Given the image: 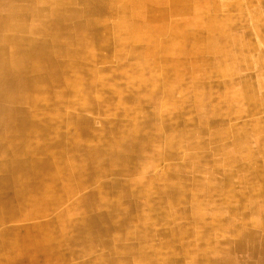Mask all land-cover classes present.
Returning a JSON list of instances; mask_svg holds the SVG:
<instances>
[{"label":"rangeland","instance_id":"obj_1","mask_svg":"<svg viewBox=\"0 0 264 264\" xmlns=\"http://www.w3.org/2000/svg\"><path fill=\"white\" fill-rule=\"evenodd\" d=\"M236 1L239 0H215L214 2L213 0H202L204 9L201 12L203 13L204 11V13H200L198 17L212 16L215 20L226 22L227 30L223 36L218 37V39L209 36L202 28L201 24H197V27L191 25L195 19L194 17H189L192 22L188 23H186L188 20H185L187 17L181 19L182 27L180 31L178 30L179 38L176 40L173 47L174 49L172 50V52L181 51V55L179 56L180 62L176 66L175 64L168 63L164 72V75L167 77L165 89L169 91L171 86H176L175 94L173 95L172 93L173 88L169 93V98L171 99L170 104L176 105L174 112H172L173 106L168 107L167 105L164 107V105H162L164 102L161 101V97H158V102H154V104L152 100L146 99L149 101V104H147V106H142V102L145 101H142L139 96L142 95V91H145L144 94L150 97L157 94L142 89L139 90L137 94V101L124 105L125 110L128 111V113L124 112V115L122 110L118 112L111 106L112 102L102 104L104 111L100 114L94 112L82 113L95 121L92 125V131L98 132V134L96 135L97 138L91 139L92 142L97 140H112L109 132L104 133L108 128L105 127L106 130L103 132L101 131L102 129H100L101 124H105L104 122L106 121H104L103 118L113 122L117 120V123L121 122L120 124L129 125L131 127L129 130L127 128L115 129L118 131L117 141L122 143L129 141V133L133 131L134 127L130 122L134 124L135 118L141 119V123L143 124L139 126L140 136L144 134L146 136L143 137L141 149L136 155L137 159L136 161H131V166H137L138 170H143L145 167L144 170H146L145 172H147V174H143L142 177L151 180V186L159 188L164 186V180L162 179L164 167L170 166L173 175L177 172L174 170L176 169V165H178L177 163H179V165L182 164V179L178 181L177 178H171V180H173L172 184H176V182L179 185L183 184L181 187H186L187 190H185V196L180 206L178 205L176 208H170L169 199H162L157 193H150V208H140L130 211V213H132V218L128 220L127 223L120 224L116 228L110 229L107 235L101 238L102 243L107 244L106 247L100 245L89 255H78L72 258L68 257L62 264H112L109 261H107V263L104 259L110 261L123 259V246H127L129 250L133 252L128 253V256L124 258L131 264H135L137 260L135 259L137 255L134 253L137 246L145 247L148 258L154 261L162 259L165 253H169L173 255H171L173 258L175 256V259H177L180 264H198L200 261V252L197 242L201 240H197V237H200L203 233L212 235V237L216 239V243L213 246H216L218 242H223L226 238L231 239L230 232L228 233L225 229V222H232L233 219L240 220L239 218L241 215H237V212L232 213L228 211L225 204L228 200L235 205L239 204L235 206L237 208H240L242 202L248 205L249 200L244 201V199L249 197L248 199L255 200L253 194H257V191L248 193L249 196L245 194V198H241L240 200L239 197L244 195L243 191H245V187L252 188L253 191L258 185L254 184L255 181H251L254 177L250 176L247 168L245 172L241 174L236 171V164L225 165L223 154L218 150L221 143L217 137L212 134L216 135V132L218 134L229 132L224 142L231 149V157L243 159L246 153L252 151L258 160L255 162L256 166H254L264 169V146H258L255 136V133L259 132L258 129L264 130V85L260 84V77L264 75V23L260 22V20L264 22V5H260L259 0H247L249 5L246 6L244 4L245 2L240 0L242 5L239 6L235 5ZM107 3L109 4V1ZM162 4L163 2L159 5L161 8L163 7ZM213 6L217 7L216 11L213 9ZM77 8H79V6H77ZM161 8L159 7V9ZM187 16H189V14ZM176 18L177 20L180 19V17L176 16L172 17L171 21L176 20ZM103 19H105V24L108 27L114 26V19L111 15H103ZM174 33L176 34V31ZM234 37L238 40V42H235L238 43L239 46L235 49L229 44L230 40ZM112 38L117 37L112 36ZM102 40H105V38ZM218 41L224 51L230 52L229 55H224L222 52L215 51V49L210 47L211 42ZM142 45L144 44H135V46L140 47ZM109 46H115L112 39L109 40L107 47ZM142 50V48L139 49L141 52ZM260 50H263V52H260ZM115 51L116 49L112 47L107 49L104 47L102 49L97 48L94 50V54H96L95 60H93V62L82 63L84 68L89 71V75L98 76V82H101L99 77L108 78V80H106V92L125 90L132 84L129 79L120 76L122 72L124 74L128 69H123L121 65L116 64L117 53H115ZM260 59H262L261 62ZM219 61L221 62L219 63ZM130 64H133V61H131ZM177 68L180 71H178V74L176 71ZM142 71L147 73V71ZM136 73L141 74L142 72L138 69ZM155 74H159V71L156 70ZM109 75H116L119 77L110 80L111 78ZM127 75H129L128 72ZM177 76H179V78L176 79ZM244 87L249 88V91L248 89L246 90L251 100L246 101L242 98ZM94 89L95 92L96 90L97 92L104 91L103 89L101 90V87H96ZM93 95L97 97L96 93H93ZM93 95L92 97L96 98ZM68 98H70L69 100L73 99L72 97H67L65 100ZM138 106L141 107L137 108ZM60 107L64 108V104L60 105ZM151 112L154 113V116L149 114ZM168 112L172 114V117L169 118L166 123L175 127L168 135L172 136V139H176L178 136L185 138L182 140L186 143L182 142L183 147L180 151L175 150L179 154H177L178 157L188 155V158L185 162L182 161V163H180V159L177 157L175 159L174 157V159L165 160V162L163 161L161 164L162 160L156 156V152L164 146L162 137L166 135L168 130L166 128L164 134L161 128L156 125L158 121L157 113L164 118L168 115L166 114ZM177 116L180 117L179 121ZM150 123H155V126L152 127V131L147 130ZM58 131L62 135L72 132L64 126H60ZM233 133L243 135L245 141V143H241L242 145L240 146L244 148L234 152L232 150ZM160 138H162V140H160ZM179 139L180 138H178V140ZM95 143L96 142L91 144ZM189 143L196 145L197 149H190ZM62 144L65 145L63 142ZM195 152L202 155L204 158L196 160L190 159V154ZM202 168L204 171L208 170L207 172H210L213 170L216 173L229 170V172L234 175L224 178L216 174L214 177L221 182L218 183L220 185H210L208 175L202 172ZM137 176L138 174L135 173L125 174L118 179L122 184L130 185V183L139 179ZM240 178H242L241 181H239ZM144 179L143 185L150 183H145ZM227 179L232 183L231 187L225 185L224 187L222 185L224 184L223 181L225 182ZM113 180L111 176L102 179V181L106 183H110ZM143 185H139L137 188L140 190L143 188ZM96 188L97 185L90 186L86 189V192ZM106 192H108L107 201L111 205L118 204L119 207L116 210H111L109 206L105 205L100 211L103 213L111 212L112 215H114L113 219L115 222H120L121 217L124 216V214L126 215L129 210L127 208V202L128 200H133L134 196L136 201L141 204L145 203V191H142V193L134 191V196H131L128 200L121 199V190L119 189L111 191L113 193L109 191ZM229 198L233 199L229 200ZM208 204H215V206H208ZM176 211H179V213L181 212L182 215H176ZM242 211L248 212L247 209H243ZM148 215L150 221L144 222L143 219ZM164 215H169L170 219H180L177 222L179 224L165 221L166 217ZM196 218L200 221L199 224L193 222ZM211 218H215V221H211ZM102 228H107V225H102ZM137 232L146 234L145 241H138L133 237ZM170 232H174V238L170 236ZM181 234L183 238H177ZM120 236H122L123 239L117 240ZM206 242L203 240V242L200 243L207 246L205 245L207 244ZM108 243L114 244V248H116V250L118 249L117 256L113 254ZM51 244L57 245V248L54 247L50 254L41 255L40 257H44L43 262L49 259L54 264L58 256V254H56L57 250L61 251L64 247L55 241H52ZM222 248H224L223 243L220 245L219 249L221 250ZM172 251L174 253H172ZM216 256L217 255L209 257L213 259ZM24 263L30 264V262ZM140 264L145 263L141 261Z\"/></svg>","mask_w":264,"mask_h":264},{"label":"crops","instance_id":"obj_2","mask_svg":"<svg viewBox=\"0 0 264 264\" xmlns=\"http://www.w3.org/2000/svg\"><path fill=\"white\" fill-rule=\"evenodd\" d=\"M56 1H58V4L62 6L61 8L60 6L57 7L56 5L55 7L54 6L51 7L48 1H39V3L37 4V1H28V0H0V132H1L0 133V145H1L0 146V183H4V185H2L1 187L2 188L5 187L7 189L5 191L0 192V196H4V197H10V196H19V197L24 196L25 197L27 195L35 196L39 194L37 192V190L39 189L38 187L41 186L43 182H48L50 180L57 181L58 183H56L57 184L56 186H58V188H62V190H64L66 186H70L72 190V183L67 181L68 178L63 175L55 176L54 172H57L59 169H61V171H64L66 169L67 172L68 170L70 171V169L71 171L73 169L80 171V169H82V167L85 165H86L85 171H88L90 169L91 161L87 160L86 157L90 156L89 147L92 141L91 140L92 137L89 132L92 131V128H93L92 125L94 124L95 121L92 118L86 115H83L82 113L94 112V113L100 114L97 110L95 109L92 110L90 108L88 101L92 99L102 101L103 104L111 101L110 98L108 99L106 95L102 96L101 98H98V97L93 98L90 95H88V93L92 90V88L93 89L96 88L97 86L96 83L98 82L97 81L98 76L89 75L88 74L89 71H87L82 65V63L91 62L89 58L91 54V46L89 45L88 42H90L89 38H91V35L94 32H90L88 31V29H85V23H87V21L89 22L88 19H90V15L86 14L87 13L86 10H87V6H89V2H91L92 0H56ZM214 1L215 0H213V2ZM243 1L245 2L244 4L246 6L249 5L248 4L249 2L247 0H243ZM159 2L160 3L163 2L162 4L163 7L161 9H159V7H161L159 6L160 5ZM137 4L138 6H141L142 8L144 7L142 11L147 12V13H152V18H154L155 15L159 16L160 11L165 10L166 18H165L163 27H165L166 30L159 38L162 37V39L164 40V44H166L167 47L164 46L163 49H157L155 51L152 47H150V44H148L149 41H147L146 39H142V41L140 42L143 43L144 45H142L141 47L135 46L136 43H140L137 41L135 43H128L126 47L118 46V44H115V46H109V48L111 47L115 49L117 48L115 53L119 54L120 56L122 55L123 57L121 56V58H123L125 61H128V63H125L124 65L123 64H120V65L123 67V69L128 68L126 72H128L130 78L136 77V79H134L133 82L132 81L131 82L133 84H137V83L141 84V86L144 87L142 88L143 90L145 89L149 90L148 88L152 84V81H151L152 78L151 79L143 78L145 80H142L141 82L138 79L140 78V75L148 76V77L152 76L153 73H150V72H153V70H151L152 69L151 67L154 68V63H150L149 65L138 64L137 63L138 58H141L144 60L145 54L149 55L150 52H153V51H155L157 54L160 53V56L158 55V59L160 58V59H163V61H165L163 65L164 70L159 69L160 66L156 67V69L158 68L157 71H159L160 74H156L158 76H157V79L154 81L158 83L160 82V84L158 85L159 87L161 86L160 90H163L166 92L167 90L165 89V84L167 81V77L162 74H164L168 63L175 64L176 66L180 62V61L170 60L171 58L170 52H172L170 51V47H171L170 43H173V45H175V42H176V40L172 42V37L176 38L179 36L178 33L176 34L174 33L175 31L171 33V26H170L171 10L177 11L175 16L173 17H176V16L180 17V19H178L177 21L178 23L177 29L179 31L181 30V27H182L181 19L184 18L185 16L187 17L188 14L189 16L185 19V20H188L186 23L192 22V20H190L189 17H194L195 19L191 25H193L194 27H197L199 24H201L202 28L211 37H216L218 39V37L223 36V34L227 30V27L225 24L226 22L215 20L212 16L202 17V18L198 17V15L200 16V13H202L201 11L204 9L202 0H178V1L159 0L158 3L152 2L150 0H143V1H137ZM259 4L264 5V0H259ZM235 5L241 6L242 4L239 0L235 2ZM77 6H79V8H77ZM33 7H35V9L32 11L31 9ZM213 9L216 11L217 7L213 6ZM109 10L110 9L108 7L106 8L102 7L96 11V14H94L95 18H93V20H95V22L99 24L97 27L99 31H102L104 27H108L105 24V19H103V15H106V14L111 15L114 19V23H113L114 26L116 25L115 23H117L119 19H120L119 21L128 19L129 14H126L127 17H125V19L121 17L117 18V15L113 16L112 13L111 14L108 13L107 11ZM165 12H164V17H165ZM31 13H33V15ZM140 20L142 22L138 23V26L142 28L141 35H146L147 29H151L150 33H152L154 25L153 23H151L149 18H147L145 14H142ZM146 22L148 25L146 24ZM260 22L264 23L263 20H260ZM60 25L62 26V28H60ZM75 25L77 26L75 27ZM7 26L9 28H7ZM68 26L73 27V29H71L72 30L71 33L68 32L69 29L67 31H64L68 28ZM81 26H83L84 29L82 28L81 30L79 28ZM173 28H176L175 25L173 26ZM63 32H66L67 35H64ZM110 32L111 31H109V33ZM128 32H127L128 34H125L126 37H128V35H131L129 30ZM109 35L117 37L120 34L115 32L113 34L110 33ZM69 36L70 38L68 41L66 39H68ZM101 36L106 39L108 35H101ZM143 37H146V36H143ZM235 41L238 42V40L235 39L234 37L229 42V44L232 45L234 49L239 47L238 43H236ZM107 43H109V40ZM210 44H211L210 47L215 49V51H220L224 55L230 54V52L228 51L226 52L224 51V49H222L219 41L211 42ZM81 45H83V48H80ZM36 46H38V48L35 49ZM140 48L143 49L142 53L141 51H139ZM261 51L263 52V50H260V52ZM9 52H12V53H9ZM166 52H168V54H166L165 57H163L162 53H166ZM174 52L178 56L181 55L180 54L181 51H174ZM73 53L77 55L78 57L75 56ZM131 55L132 57H130ZM131 61H133V64H130ZM261 61L262 59H260V62ZM220 62L221 61H219V63ZM138 69L141 70L142 72L141 74L135 73L136 70ZM142 70L147 71V73L148 72L149 73L148 74L144 73ZM177 70L179 71L178 68ZM131 71H134V73H132ZM109 76L111 78L110 80L116 79V77L113 78L112 75H109ZM24 78L26 81L24 80ZM99 78L102 79L99 84H101L102 87L105 88L107 86L106 80H108V78L107 77H99ZM177 78L179 77H176V79ZM260 84L264 85V75L260 77ZM37 86L39 87L35 88ZM247 87H244L243 89L244 93H242L243 95L242 98H244L246 101L251 100L247 95L249 91V88ZM172 88H173L172 93L174 95L176 86H172ZM246 89H248V91ZM29 90L30 91L32 90L31 93ZM118 91L128 93L132 91V87H127L125 90H118ZM144 92L145 91H142L141 92L142 95H139L142 101L149 99V100H152L154 104V102H158L157 98L161 97V101L165 103L163 104L164 107L167 105L168 107L173 106L172 112H174L176 105L170 104L171 99L169 100L168 98H165L164 95H160V94L150 97V96L145 95ZM59 93H62L63 97ZM67 97H72L73 99L71 98L72 100H68L70 99L68 98L67 100H65V98ZM124 97L122 100L137 101L138 99V95L133 96L132 98H128L127 96H124ZM263 101H264V96H263ZM63 104H64V108H61L60 105H63ZM102 111H104L103 106H102ZM149 114H151V116H154L153 112ZM166 114L169 115V112ZM60 126H64L66 129L72 132L67 133L66 135H62L58 131V128ZM75 126L78 129V134H77L78 136L75 135ZM258 131L259 132L255 133L256 142L258 143V146L259 145L264 146V138H263L264 130L258 129ZM79 133L83 135H80ZM224 134L225 132L220 133L221 136ZM228 134L229 132L226 133L227 136ZM227 136L221 137V138L225 141ZM216 137H218L217 132H216ZM232 137H233L232 138L233 139V146H232L233 152L238 149L244 148V147L240 148V146L242 145L241 143H245L243 135L239 133H236V134L233 133ZM95 138L97 137L96 136L93 137V139ZM35 139L37 141H35ZM66 141H68L69 144ZM62 142L64 144L67 143L65 144L66 146L63 145ZM238 143L240 144L238 145ZM223 144L226 145L225 142H223ZM180 146H182V144L179 145L178 147ZM226 146H227V149H225V151L222 152L225 165L227 166L228 164L230 165L236 164L235 165L236 171L241 174H243L247 168V171H249L250 176L254 177L252 178L251 181L252 182L255 181L254 184L258 185L257 188L255 189L253 188L254 189L253 191H252V188L250 189L244 186L247 189V191L246 189L245 191H243L244 195H241V197H239V200L241 198H245V194H247L246 196H249L248 193H252L254 191H257V194L256 193L253 194L254 196L253 198L255 200H250L248 199L249 197H246L244 201L249 200L248 205L247 203L242 202L240 205V208L235 207V206H238L239 204L235 205L231 201L230 203L227 200V202L231 204L230 209L228 208L229 207L227 205L228 203L225 204L226 207L228 208V211L232 213L237 212L236 214L241 215L243 218L241 221L237 222V224L235 225L229 221L225 222V229L228 231V233L230 232L231 239L226 238L228 240H223V242H218L216 246H213L216 243V240L215 238L212 237V235H209L207 233L206 234L203 233L201 235L203 236V239L202 240L200 239L201 240L200 242L202 243L203 240L205 242L207 241L206 242L207 244H205L207 246H204V244L197 242V245L199 247V252H200L199 256L201 255L200 264H208L210 260L213 261V260L221 259V258L223 260L225 259L227 260L228 259L226 258L227 256L219 255L218 251L226 252V250L228 249V244H229L228 242L230 240H235V235L238 234L239 231L243 230L244 231L243 235H244L245 230H251V229L259 230L260 225H261V223L259 222L260 221L262 222V216H256L257 213H253V215H251L250 211L251 209L253 210L255 209V211L258 210L261 213L262 211H264V192H263L264 191V169L255 167L256 166L255 162H257L258 160H257V157L254 156V153L252 151H250L249 153H246L243 159H239V158L235 159L231 157L230 147H228V145ZM258 152H259V149H258ZM196 155L198 157L202 156L200 154H196ZM186 159L187 158L184 157L182 161L185 162ZM190 159L196 160V158H190ZM198 159H201V158H198ZM97 160L98 161L103 160L101 162L104 165L105 164L104 161L107 162L109 160V157L102 158L101 160L99 159ZM182 161L180 163H182ZM96 163L97 161L96 162L94 161L92 165L95 166L94 164ZM251 167L256 168V169H252ZM43 172H46V173L44 174ZM218 175L226 178L228 176H233L234 174L229 172V170L227 171L224 170L220 172V174ZM102 178L103 177H100L99 181H101ZM241 179L242 178H240L239 181H241ZM29 180L34 181L36 183L31 186L32 192L30 189L29 190L30 192L27 193V187L29 186L27 182ZM87 180H88V184H86L85 188H83V192L86 193L85 195L90 194L94 196L97 194L98 197L100 196L104 197L106 195V190L103 188L104 186L102 185V183L99 185L90 184L89 177H85L83 179L84 182H86ZM5 181L6 182L10 181L9 187L6 186ZM11 181H17L18 183H16L15 186L14 185L12 186ZM211 182L212 183H210V185L215 184L216 186H219L220 184L218 183H221L219 182V180H216L215 177L213 181ZM223 183H224L222 184L223 186L224 185L227 187L232 186V183H230L228 179H227V182L223 181ZM96 185L97 187H99V189L96 188L94 189V191L89 190L88 192H86L87 188H89L90 186H96ZM62 190H60L57 193L63 194ZM91 192H94V194H92ZM71 194L73 197L79 195L78 192H73V191H71ZM233 194L236 195L235 193ZM158 195L160 196V198L162 199L165 198L168 200V198H166V195L163 192L158 193ZM179 196L184 197L185 194L179 193ZM230 199H233V198H229V200ZM208 206L214 207L215 204L213 205L208 204ZM143 207H144L143 204H141L138 208H135V210L143 208ZM176 207H178V205H175V208ZM102 208L103 207H100V209ZM100 209L98 212H101ZM114 209L116 210L118 208H114ZM243 209L244 210L247 209L248 212L246 213L242 211ZM14 210L18 211L19 214H26L28 212L27 208L24 206L14 209ZM92 210L93 209H88V214H91V215L95 214L96 210L95 211L93 210V212H91ZM241 216L239 219H241ZM256 217L260 218L259 219L260 221L256 222L259 225H256V223H254L256 225L255 226L254 224L250 222V218L252 219ZM104 224L107 225L106 223H100L98 227H91L93 230L92 233L96 235L97 231H100L101 229H105V228H102V225ZM120 224H123V223L119 222L117 226H119ZM11 225H16V224L14 223L12 224L8 222V220L6 219L4 222L0 223V228L11 226ZM140 235L142 236V241H145L146 234L140 233ZM240 235H241V232H240ZM177 238H183V235L181 234ZM207 239H212V240L209 241ZM87 243L89 245L90 241L88 242L87 240ZM222 243H223L224 248L220 250L219 248ZM105 245L107 244L105 243ZM95 249L96 248L94 247L93 250ZM137 249H138V246L135 249L136 251L135 253L137 255L135 259H138L136 261L140 262L141 258L139 257L137 253ZM143 250H144V253H143L144 255L142 254V261H144L145 264H168L169 262H171L169 264H177L178 260L175 259V256L174 258L173 257L171 258L170 257L171 254L167 255L165 253L162 257L163 260L157 259V261H154L148 258L145 252V247ZM124 254H122L123 258L128 256V253H126L125 256ZM213 255H217V256L213 259L209 257ZM263 257H264V254H263ZM37 259H39L40 264H42V262L44 261V257H39ZM56 259H58V257ZM166 260L167 262H165ZM126 261L128 262V260ZM178 264L180 263L178 262Z\"/></svg>","mask_w":264,"mask_h":264},{"label":"bare ground","instance_id":"obj_3","mask_svg":"<svg viewBox=\"0 0 264 264\" xmlns=\"http://www.w3.org/2000/svg\"><path fill=\"white\" fill-rule=\"evenodd\" d=\"M28 1H37V4L39 3V1H48V3H50L51 7L52 6L55 7V5L57 7L60 6V8L62 7L61 5L58 4V1H56V0H28ZM108 1H109V4L107 3ZM137 1H143V0H92L91 2H89V6H87V10H86L87 13L86 14L90 15L91 20L88 19L89 22L87 21V23H85V29H88V31H90V32H94L91 35V38H89L90 42H88L89 45L91 46V54H90V56L88 55L91 62H93V60L95 59L96 54H94V50L97 48L102 49L103 47L106 49L109 48V47H107L108 46L107 42L110 39L113 40L114 44H118V46H123V47H126L128 43H135L137 41L140 42V41H142V39H146L147 41H149L148 44H150V47H152L155 51L157 49H163V47L166 46V44H164V40L162 39V37L159 38L164 33V31L166 30L165 27H163L164 21L166 18L165 10L160 11L159 16L155 15V17L152 18V13H147V12L142 11L144 7L142 8L141 6H138ZM150 1L158 3L159 0H150ZM176 1H178V0H176ZM183 2H185V1H183ZM42 3H44V2H42ZM166 3H167V1H166ZM102 7L103 8L108 7L110 10L107 12L110 14L112 13L113 16L117 15V18L121 17V18L125 19V17H127L126 14H129L128 19H125L123 21H119L120 20L119 19L115 26L104 27L102 31H99L97 28L99 24H97V22H95V20H93V18H95L94 14H96V11ZM34 9H35V7H33L31 10L33 11ZM83 10H85V9H83ZM164 12H165V17H164ZM176 12L177 11L171 10V12H170L171 18L173 16H175ZM31 14L33 15V13H31ZM142 14H145L146 17L149 18L151 23H153L154 26H153V32L152 33H150V29H147L146 30L147 34L141 35L142 28L140 26H138V23L142 22L140 20ZM97 17H99V16H97ZM83 18H85V17H83ZM171 18H170L171 33H173V31H176V33H178V29H177L178 28V23H177L178 20L176 19V20L171 21ZM146 24H147V22H146ZM77 25H78V23H77ZM77 25H75V27ZM174 25L176 28H173ZM7 28H9V27L7 26ZM60 28H62L61 25H60ZM79 28L82 30L83 26H81ZM71 29H73V27L68 26V28L64 31L68 30V32L71 33V31H72ZM128 30L130 31L131 35H128V37H126L125 34L129 33ZM109 31H111L110 32L111 34H112V32L113 33L117 32L120 35L117 36L118 38H112V36L109 35L110 34ZM11 33H12V31H11ZM63 33H64V35H67L66 32H63ZM102 33H104V34H102ZM101 35H108V36L105 40H102L103 37ZM49 36H50V34H49ZM143 36H146V37H143ZM69 38H70V36L68 37V39H66V38L65 39L69 41ZM178 38L179 37H176V38L172 37V42H174ZM169 40H170V38H169ZM170 44H171L170 51H172L174 49L173 48L174 45H173V43H170ZM9 46H10V44H9ZM116 47H117V45H116ZM36 48H38V46H36L35 49ZM80 48H83V45H81ZM1 49H2V47H1ZM35 49H34V51H35ZM155 51L150 52L149 55L145 54L144 60L137 57L138 58L137 59L138 64L149 65L150 63H154V68L151 67L152 68L151 70H153V72H150V73H153L152 76L149 75L150 77H148V76L140 75V78L138 80L141 82L142 80L152 78L151 79L152 84L149 86L148 91L154 92L155 94L159 93L160 95H164L165 98H168L170 100L169 93L172 89V86H171L170 90L166 92V91L160 90L161 86L160 87L158 86L160 84V82L158 83V82L154 81L157 79V76H158L155 74L156 70L158 69V68L156 69V67L160 66L159 69L164 70L163 65L165 62V61H163V59H160V58L158 59V55L160 56V53L157 54ZM9 53H12V52H9ZM170 53H171L170 54V56H171L170 60L171 61L172 60L179 61L180 58L178 55L175 54V52H170ZM166 54H168V52L162 53L163 57H165ZM116 55H115L116 56V64H118V65L123 64L124 65L125 63H128V61H125L123 58H121L122 55L121 56L119 54H116ZM75 56H77V55H75ZM86 56H85V58H86ZM130 57H132V55ZM143 61H145V62H143ZM176 71L178 74V70H176ZM131 72L134 73V71H131ZM162 75H164V74H162ZM120 76L129 79L130 82L131 81L133 82V80L136 79V77L130 78V76L127 75V72H125L124 74L122 72ZM112 77L117 78L119 76L112 75ZM159 77H160V75H159ZM177 77H179V76H177ZM143 78H145V79H143ZM24 80H25V78H24ZM99 80H102V79H99ZM99 83L100 82L96 83L97 84L96 87H101V90L103 89L104 91L97 92V90H96V92H95L94 91L95 89L92 88V90L88 93V95H90L92 97L93 93H96L98 98H101L102 96L106 95L108 97V99L110 98V100H111L110 102H112L111 106L118 112H120V110H122L123 115H124V112L128 113V111L125 110L124 105L128 104V103H133L132 100H122L123 97L127 96L128 98H132L133 96H137L139 90H142V88H144L143 86H141V84H138V83L133 84L132 83L129 86V87H132V91H130L128 93H124L122 91H114V92L109 91L110 92L109 93V92L105 91L107 86L106 87L104 86L105 88H103L102 85ZM38 87L39 86H37L35 88H38ZM145 90H147V89H145ZM31 91H30V93H31ZM59 94L62 95V97H63L62 93H59ZM59 94H57V95H59ZM126 94H128V95H126ZM93 96H95V95H93ZM65 97H66V95H65ZM61 102H63V101H61ZM88 102H89L90 108L92 110L95 109L99 113L102 112V106H103L102 101L92 99ZM139 104H140V101H139ZM147 104H149V101L145 100L144 102H142L141 105L147 106ZM163 104H165V103H163ZM140 107L141 106H138L137 108H140ZM126 108H127V106H126ZM171 117H172V114H169V115L165 116L164 118H162L160 116V114L157 113L158 121H157L156 125L161 128V130L164 132V134L166 132V128L168 129L166 132V135H163V137H162L163 141H164V146L156 152V156H158V158H160L162 160L161 164L163 163V161L165 162V160L174 159V157H175V159H176V157L178 159H180V162L182 161V159L184 157L188 158V155L184 156V157H178L177 156L178 153L175 151V150L180 151L182 146H180V147H178V146L181 145L182 142L186 143L185 141L182 140L185 138L178 136L176 139H172V136L168 135V133L170 134V131L175 128L173 126H170V124L166 123V121ZM103 120L104 121L106 120V121L104 122L105 124H103V123L101 124L100 129H102L101 131L103 132L106 130V128H108V130H106L104 133L109 132L112 140H110V141L97 140V141H94V142H96L95 144H90V147H89L90 148V150H89L90 156L86 157L87 160L91 161L90 169L88 171H85L86 170V165H85L82 167V169H80V171H77L76 169L75 170L73 169L71 171V169H70V171L68 170V172H67L66 169L64 171H61V169H59L57 172H54L55 176L56 175L57 176H60V175L66 176L68 178L67 181L72 183V190H71L70 186H66V188L64 190H62V188H58V186H56L57 185L56 183H58L57 181L50 180L48 182H43L41 184V186L38 187L39 189L37 190V192L39 194H37L35 196H28V195L25 197L24 196L23 197L0 196V223L4 222L7 219L8 222H10L12 224L13 223L16 224V225H11V226H6L3 228H0V264H25L24 262H30V264H40V261L37 258H39L41 255L43 256V255L50 254V252L53 251L54 247L57 246V245H52L51 244L52 241L60 243V245L62 247H64L63 249H61V251L57 250L56 254H58V256H57L58 259L55 260L54 264H62L63 262L66 261V258H68V257L72 258V257H76L78 255H82V256L88 255L93 251L94 247L97 249V247H99L100 245L105 246V247L107 246V245H105V243H101V238L103 236L107 235V233L109 232L110 229L116 228L119 222H115V220L113 219L114 215H112L111 212H109V213L104 212L103 213V212H98V211H99L100 207H103L105 205L109 206L113 210H115L114 208H118L119 205L118 204H112L111 205L107 201L108 199H107L106 195L108 194V192H106V195L104 197H101V196L98 197L97 194L94 195L95 197L93 195H90V194L85 195L86 193L83 192V188H85L86 184H88V180L86 182L83 181V179L85 177L90 178V182H89L90 184L99 185L102 183V185L104 186L103 188L106 191L111 192V191H116L118 189L121 190V199L128 200L131 196H134L133 195L134 191H139L141 193H142V191H145L146 193L144 192V194L146 195V198H145L146 203H142L144 206L143 208H150V206H148L149 205L148 203L151 200L150 199V193H157L158 194L160 192H163L166 195V198L170 199V202H169L170 208L175 207V205H179L182 202V199L184 197H180L179 193L185 194V192H186L185 190H187V188L181 187V186H183V184L179 185L177 182H176V184H172L173 180H171V178L172 179L177 178L178 181L180 179H182L181 178V173H182L181 169L183 168V166L181 164L179 165V163H177L178 165H176V169H174L177 172H176V174H173V175H172L173 171H171L170 166L165 165L166 167H164L163 178H162L164 180V184H163L164 186L159 187V188L151 186L152 181L144 179L142 177L143 174H147V172H145L146 170H144L145 167L143 170H138L137 166L136 167H135V165L131 166V164H130L131 161H136V159H137L136 155H137L138 151H140L141 146H142V139L144 136H146L145 134L140 136L141 134H140L139 126L141 124H143V123H141V119L135 118L134 124L132 122H130L134 128H133L132 133H129L130 134L129 138H128L129 141H126L124 143L117 141L118 131L115 129L127 128L129 130L131 127L129 125L120 124L121 122L117 123L116 122L117 120L115 122L109 121L108 119H104V118H103ZM179 120H180V117H178V121ZM146 124H148V123H146ZM154 126H155V123H150L147 130L152 131V127H154ZM89 133H90L92 138L98 134V132L96 133L94 131H90ZM77 134H78V129L75 126V135H77ZM79 134L83 135L81 133H79ZM212 135L216 136L215 134H212ZM217 136H218L217 139L221 143L220 146L218 147V150L220 153H222L225 151V149H227V146L225 144H223L224 140L221 137H226L227 135L225 133L224 135L221 136L220 134L217 133ZM162 138H160V140H162ZM178 138H180V139L178 140ZM35 141H37V140L35 139ZM66 142H68V141H66ZM94 142L91 141V143H94ZM65 144H67V143H65ZM68 144H69V142H68ZM189 148L196 150L197 146L190 144ZM66 149H68V148H66ZM219 152H217V153H219ZM196 154H198V153L195 152V153L190 154L191 158H196V159L204 158L202 156L198 157ZM154 156H155V154H154ZM106 157H109V160L107 162L104 161L105 164L103 165V163L101 162L103 160H101V159L106 158ZM227 157H228V155H227ZM97 159H99L101 161H98ZM193 160H195V159H193ZM94 161L95 162L97 161V163L94 164L95 166L92 165L94 163ZM226 162H228V161H226ZM147 169H149V168H147ZM136 170H138V171H136ZM207 171L208 170L204 171V169L202 168V172L208 175L209 183H212L211 181H213L214 176L216 174L217 175L220 174V172L216 173L213 170L211 172H207ZM250 171H252V170H250ZM43 173L45 174L46 172H43ZM133 173L138 174L137 177H139V179L130 183V185L122 184V182L118 179L119 177L124 176L125 174H133ZM108 176L113 177L114 180L110 183H106L102 180L99 181L100 177L104 178V177H108ZM71 177H72V179H71ZM143 179L145 180V183H147V182H150V183L149 184L147 183V185H143V182H144ZM168 179H169V181H168ZM226 182H227V180H226ZM16 183H18V182L17 181H11L12 186L13 185L15 186ZM27 183L29 184V186L27 187V193H28V192H30L29 190L32 188L31 186L33 184H35L36 182L29 180ZM5 184H6V186L9 187L10 181H8V182L5 181ZM2 185H4V183H0V192L7 190L5 187L2 188L1 187ZM139 185H143L142 186L143 188L140 190L137 188ZM97 189H99V187H97ZM60 190H62L63 194L57 193ZM201 190H205V189H201ZM71 191L78 192L79 195L73 197L71 194ZM31 192H32V189H31ZM91 193L94 194V192H91ZM111 193H113V192H111ZM135 199L136 198L134 196V199L132 201L128 200L127 207L129 210L126 213V215L124 214V216L121 217L120 222L126 223L128 220H130L132 218V213H130V211L135 210V208H138L141 205V204H139L140 202L136 201ZM230 200H232V199H230ZM116 202H118V201H116ZM108 203H109V205H108ZM230 203L227 204L229 206L228 207L229 209L231 208ZM23 206L26 207L28 210V212L26 214H19L18 211L14 210V209H17V208H20ZM88 209H93L94 211L96 210L95 214H93V215L88 214ZM93 210L91 212H93ZM253 213H257L256 216H262V222L259 220L260 218H258V217L252 218V219L250 218V222L252 224L260 221L259 222V223H261L260 229L259 230H257V229L245 230L244 235H243V232H244L243 230L239 231L238 234L235 235V240H230L228 242L229 244H228V249L226 250V252L218 251L219 255H223V256L226 255L227 256L226 258H228V259L223 260L221 258V259H216L213 261L210 260L208 262V264H264V257H263V254H264V217H263L264 211H262V213H261L258 210L255 211V209L254 210L251 209L250 214L253 215ZM176 215L181 216L182 213L181 212L179 213L177 211ZM164 216L166 217L165 221H167L169 223L172 222V223L179 224L177 222L180 219H174V218L170 219L169 215L168 216L164 215ZM242 218L243 217L241 216L240 220L233 219L232 223L235 225V224H237V222L241 221ZM143 220H144V222L150 221L149 215ZM211 221H215V218H211ZM193 222H195L196 224L200 223V221L197 218L194 219ZM100 223H106L107 228L101 229L100 231H97V233L95 235L94 233H92L93 230L91 227H98L100 225ZM256 225H259V224L256 223ZM240 232H241V235H240ZM247 233H249V234H247ZM170 236L172 238H174V236H175L174 232H170ZM133 237L138 241H142V236L138 232L135 235H133ZM205 238H207V237H205ZM208 238H210V237H208ZM119 239H123V237L120 236ZM119 239H117V240H119ZM200 239L202 240L203 236L197 237V240H200ZM87 240H88V242L90 241L89 245L87 243ZM207 240L211 241L212 239H207ZM225 240H228V239H225ZM108 246L110 247L113 254L117 256V254H118L117 250L118 249L116 250V248H114L115 245L114 244H108ZM122 249H123V254L124 253L125 254L126 253H133L129 250V248L127 246H123ZM143 249H144L143 246H141V247L138 246V249H137V253H138L139 257L141 258V261H142V254L144 253ZM63 250H65V251H63ZM119 251H120V249H119ZM135 252L136 251L134 250V253ZM172 253H173V251H172ZM125 254H124V256H125ZM172 256H170V257H172ZM200 257H201V255H200ZM162 260H163V258H162ZM104 261H106V262L109 261L112 264H130V262L128 261L129 262L128 263L124 258L121 259L120 261L119 260L110 261L108 259L107 260L104 259ZM140 262L136 261L135 264H140ZM165 262H167V260ZM169 263H171V262H169ZM200 263H201V261L198 262V264H200ZM42 264H53V263L51 260L48 259L45 262H43ZM177 264H178V261H177Z\"/></svg>","mask_w":264,"mask_h":264}]
</instances>
